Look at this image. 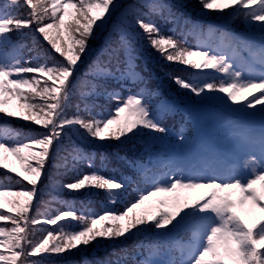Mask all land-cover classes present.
Wrapping results in <instances>:
<instances>
[{
    "label": "snow or ice",
    "instance_id": "obj_1",
    "mask_svg": "<svg viewBox=\"0 0 264 264\" xmlns=\"http://www.w3.org/2000/svg\"><path fill=\"white\" fill-rule=\"evenodd\" d=\"M199 2L202 10L227 17L242 16L248 23L259 22L257 26L264 31V0ZM144 6L170 22L181 23L167 5L145 3ZM6 7L11 11H0V114L32 121L42 126L44 131L24 133L21 139V133H14L7 123L0 127V169L15 172L20 177L15 179L6 174L0 179V209L7 206L6 213L0 212V222L11 225L0 226V264H44L42 254L79 250L81 245L86 247L92 242L98 243V238L112 241L129 239L149 229H186L190 232L188 241H178L168 249L169 253L178 255H171L166 264H264V134L253 141L254 145H258L260 158L249 155L243 160L242 167L250 172L247 178L236 175L233 165H229L233 174L223 176L207 166L200 170H186L174 160H161L159 169L152 172L150 165L138 161L132 165L133 170L149 186L137 190L135 201L125 205L123 211L105 209L103 214L88 215H77L71 209L60 211L54 216H47L43 223L58 225V222L71 218L78 222L77 228H72L70 221L67 227L42 228L40 231H46L47 235L37 239V229L33 226L41 221L36 216H29V212L46 161L52 156H59L66 137L75 136L97 146H109L113 140L123 144L136 137L160 140L168 132L161 122L162 116L171 109L165 101H161L154 110L150 106L149 95L156 94L149 93L146 88L135 93L127 89L128 95L125 96L119 90L109 89L104 83L108 80L144 83L143 76L136 70V56L124 30L119 33L118 43L102 47L81 77L73 79L82 56L89 50V40L94 38L95 31L104 27L106 17L116 7L115 0H8ZM134 23L146 35L149 45L166 61L198 72L214 70L221 74L219 83L207 82L199 75L191 81L175 77V83L180 88L196 97L220 93L223 94L220 98L226 102H244V109L264 106V76L260 82H254L246 79L242 71L236 70L233 63L235 46L223 44L224 33L221 34V47H209L204 41L196 47H189L185 40L164 36L147 14L138 13ZM196 27L193 25L189 34H193ZM24 29L29 31L23 33ZM14 31L31 35L33 44L41 47L42 37L50 46L45 52L51 62H39L38 58L36 66H26L32 58L25 60L17 51V46L12 44L9 33ZM196 35L199 37L204 33ZM207 35H212L211 27ZM108 43L110 41L106 38V45ZM228 47H232L231 54L224 50ZM245 47L250 49L248 45ZM52 50L63 59L52 56ZM253 55L258 56L259 62L264 65V48ZM27 74L33 75L29 77ZM44 77L46 79H42ZM81 78L87 79V85L79 91L81 103L73 105L72 99ZM244 92L248 95H241ZM101 96L115 101L114 111L104 110L96 103ZM89 98H92L91 102ZM13 99L20 102L19 112L6 107ZM73 107L75 112L69 116V109ZM97 108L101 110L94 111ZM259 111L264 113V107ZM13 137L12 146L3 142ZM178 140H184L183 132L178 135ZM36 147L38 151L34 150ZM73 153V160H84L89 167L92 166L94 154L84 153L76 145L73 146ZM9 156L20 163V171L9 167ZM125 185V180L117 181L94 172L80 173L74 182L61 187L75 191L101 189L108 201L115 203L120 194L118 190ZM15 186L22 190H8ZM156 252L158 254V249ZM110 256L117 258H108L101 264H122L128 253L125 250L117 256L113 250ZM152 257L153 253L149 252L147 259L136 264H154Z\"/></svg>",
    "mask_w": 264,
    "mask_h": 264
},
{
    "label": "trees",
    "instance_id": "obj_2",
    "mask_svg": "<svg viewBox=\"0 0 264 264\" xmlns=\"http://www.w3.org/2000/svg\"><path fill=\"white\" fill-rule=\"evenodd\" d=\"M115 3L116 7L111 11L110 16L106 17L104 27L99 31H95L94 38L89 40V50L82 56V62L78 64V71L74 73L73 79L81 77V74L97 58L102 47H112L118 43L119 33L121 30H124L136 56V70L143 76L144 83L133 84L127 80L121 83L108 80L104 83L109 89L119 90L123 95L125 93L128 95L127 89H131L135 93L141 88H146L149 93H155V96L149 95V103L154 110L157 109L161 101H165L170 106L171 111L163 115L161 120L162 124L168 129V132L160 140H152L151 137H136L126 140L123 144L113 140L109 143V146H97L91 142L77 139L75 136L71 138L66 137L59 156H52L46 161L42 179L38 183V192L29 212V216H36L41 221V223L33 226L37 229L35 234L37 239L47 235L46 231H40L42 228L57 229L60 225L67 227L69 221L72 228H77L78 222L71 220V218L58 222V225L43 223V220L47 216H54L60 211L71 209L75 210L77 215H88L89 213L103 214L105 209L115 212L123 211L125 205L135 201L138 194L137 190H142L141 184L144 183L133 170L132 165L138 161L140 163L147 162L149 159L152 172H155L157 159L154 160V156L156 152L159 149H163V146H168V149H170L173 144L177 143L179 126L185 128L187 138L185 147L190 152L193 146V139L196 137V133L200 131L201 125H204L203 123L209 121L212 117L211 114L202 117L200 109L206 108L207 111L213 109L218 114L220 113V108H218L217 102H226L225 99L220 98L223 94L206 93L200 97H196L175 83V77L191 81L195 76L199 75L208 80L216 72L214 70L198 72L185 65L166 61L158 51L149 45L146 35L139 29L138 25H135L134 18L138 13L147 14V18H150L161 29L164 36H174L178 40H185L189 47H195L194 42L197 40L196 33L199 32H203L206 35L207 39L205 42L209 47H213L212 39L215 34L220 35L222 39L221 34L224 33L223 41L225 44H229L233 40L232 36L240 37L248 33L252 34L253 30L257 28V22L248 23L242 16L239 18L235 16L227 17L214 11L202 10L199 0H115ZM145 3L167 5L171 9V12L180 18L181 23L175 24L159 15L153 14L149 7L144 6ZM7 5L8 0H0V11H11L10 8L6 7ZM228 11L226 10V12ZM164 15L165 17L167 16V9ZM184 21H188L189 23L184 24ZM193 25H197V27L193 31V34H189V31L193 30ZM210 27L212 29L211 36L207 35ZM28 31V29H24L23 33H27ZM23 33L14 31L9 33V36L12 44L17 46V51L25 60L32 58L31 63L26 66H36L38 58L39 62H51L48 58V53L45 52V49H50L47 42L43 41L42 37H40L43 47L34 45L31 35H24ZM256 35L259 34L256 33ZM106 38L110 41L107 45ZM21 45L22 47H20ZM51 54L56 59H63L54 50H52ZM27 75L30 77L33 74ZM42 79H46V77ZM215 82L219 83V79L215 80ZM86 85L87 79L81 78L80 83L77 85L78 91L72 99L73 105L81 103L79 91L83 90ZM13 100L15 110L19 112L18 104L20 102L15 99ZM91 100L92 98H89V102ZM96 103L101 105L104 110L112 109L114 111L116 106L115 101L107 100L103 96L96 99ZM226 103L230 107L234 105L231 101H227ZM100 110V108H97L94 111ZM74 112V107L69 109V116ZM5 123L8 124L14 133H21V139H23L24 133L44 131L42 126L36 125L32 121H25L18 117H7L4 114H0V127L5 125ZM13 140L14 137L6 139L3 142L8 146H12ZM74 145L78 146L84 153L94 154L95 159L92 161L91 167H89L87 161H75L72 159ZM94 172H99L105 177H113L117 181L125 180V187L118 190L120 193L119 197H121L119 204L108 201L105 191L101 189L84 188L75 191L61 187L62 184L74 182L80 173L87 174ZM6 174L19 179L13 174L5 173L1 170L0 179H3ZM126 177H130L133 183L131 179V182L127 181ZM3 182L8 183L7 180ZM28 188H31V185H28ZM11 189L13 191L22 190L19 186L12 187ZM5 225H10V223L7 222ZM97 227H100V225H97ZM165 231L168 230L149 229L138 236L129 239L120 238L115 241L98 238V243L92 242L86 247L81 245L79 250H68L61 254H42L44 255V264H101V262L108 258H117L116 256H110L113 250H115L117 256L125 250L127 251L128 256L122 260V264H136L138 258L148 257V253L151 252L150 249L153 248L152 242L158 241L160 233H164Z\"/></svg>",
    "mask_w": 264,
    "mask_h": 264
},
{
    "label": "rangeland",
    "instance_id": "obj_3",
    "mask_svg": "<svg viewBox=\"0 0 264 264\" xmlns=\"http://www.w3.org/2000/svg\"><path fill=\"white\" fill-rule=\"evenodd\" d=\"M253 79H251V80H253L254 82H257V81H259L260 79L258 78V77H252ZM241 95H244V96H247V92H244V93H241ZM7 108L9 109V110H12V111H14L15 110V108H14V105H13V102L12 101H10V103L7 105ZM182 143V142H181ZM244 143V142H243ZM244 155L245 154H247L248 156L249 155H252V152H249L248 150H247V147H244ZM34 150H39V148L38 147H36V148H34ZM180 154H181V152H180ZM181 157H183L184 158V156L181 154ZM220 162V161H219ZM34 163V162H33ZM242 163V162H241ZM8 164H9V167H13V168H15L17 171H20V163L18 162V161H16L15 160V158L14 157H11V156H9V159H8ZM220 166L221 167H224V165H222L221 163H220ZM1 170H4V171H7V169H1ZM222 170H223V172H222ZM221 170V175H223V176H228V173L226 172V170L225 169H222ZM12 173H15V172H12ZM237 175L238 176H240V177H244V178H247V177H249L250 176V172L248 171V170H246V169H244L243 167H242V165L240 166V168H239V170H238V172H237ZM0 212H7V206L5 207V208H3V209H0ZM5 224H7V222H0V226H11V225H5Z\"/></svg>",
    "mask_w": 264,
    "mask_h": 264
}]
</instances>
